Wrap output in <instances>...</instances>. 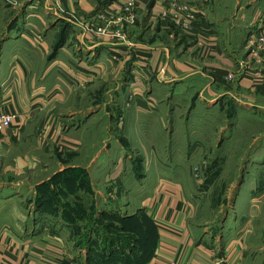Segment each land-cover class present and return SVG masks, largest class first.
Returning a JSON list of instances; mask_svg holds the SVG:
<instances>
[{
	"label": "crops",
	"instance_id": "crops-1",
	"mask_svg": "<svg viewBox=\"0 0 264 264\" xmlns=\"http://www.w3.org/2000/svg\"><path fill=\"white\" fill-rule=\"evenodd\" d=\"M9 1L0 0V113L15 117L0 133V264H167L172 259L255 264L243 260L253 227L250 213L235 216L231 206L215 226L206 202L189 183L161 174L167 165L145 168L139 178V162H129L132 151L121 140L134 139L139 148L142 136L158 139L153 130L139 133V124L150 121L144 112L158 129L175 117L181 100L189 108L186 121L202 105L208 112L231 108L233 118L240 107L264 113V65L258 68L262 81L252 86L247 76L257 67L247 68L244 61L247 37L264 34V0H137L133 19L119 7L123 0ZM102 14L110 31L123 37L94 38L86 32L85 22ZM118 72L124 77L112 101L120 111L119 136L108 127L103 149L86 154L91 156L87 166L61 165L65 148L81 152L98 134L88 127L96 114L92 104L76 108L68 115L71 123H63L59 110L65 97L72 92L71 100L87 101L97 77ZM129 88L150 92L135 93L131 119L121 101V91ZM35 172L41 178L32 182L29 175ZM24 189L35 191L28 196ZM84 194L88 212L78 205ZM104 202L111 204L110 213L104 212L107 206L99 209ZM249 202L256 203L250 197ZM233 204L239 201L234 198ZM76 213L90 216L85 233L82 223L76 226L75 235H84L83 240L71 235L69 219L74 221ZM106 215L122 219L120 235L112 233L110 222L97 235Z\"/></svg>",
	"mask_w": 264,
	"mask_h": 264
},
{
	"label": "rangeland",
	"instance_id": "rangeland-1",
	"mask_svg": "<svg viewBox=\"0 0 264 264\" xmlns=\"http://www.w3.org/2000/svg\"><path fill=\"white\" fill-rule=\"evenodd\" d=\"M6 1L8 2V0ZM9 4L15 5L17 2L15 3L13 0H10ZM244 61L246 62V60ZM99 63L102 69L103 64L102 62ZM254 65L253 67H257L258 69L264 65V62ZM97 76H99L98 73L95 78ZM123 77L124 74L121 75L120 72L117 74H108L107 77H97L95 79V91L88 94L90 98L87 101H81L76 98L71 100L70 94L72 92L68 93L70 96L67 95L65 97L63 110H59L61 113L65 114L63 118L65 122L63 123H65V125L71 123L72 119L68 117V115L73 113L76 108H82L83 111L88 104H92L94 108H96V114L88 127L93 133L97 131L98 134L94 133L96 135H93V140H86L81 152H73L65 148L63 155L59 157V163H62L61 165L65 166L78 163L87 166L91 156H87L86 154L88 152L92 153L91 151L96 152L99 149H103L105 143L104 139L108 137L106 135L108 127H111V134L119 136L117 129L120 111L114 108L112 99L115 97V94H120V92H118V87L122 84L121 80ZM250 77L252 78V76ZM143 81L147 82V80ZM250 81L252 82V80ZM128 82H130L129 78ZM68 84L73 85L75 83L69 82ZM85 89L84 92L87 93L88 89ZM140 89L141 90L138 91L134 90V88H129L127 92L126 90L121 91L122 104L123 106L126 103L128 105V113L125 115H129L128 117L130 119L132 115H134L132 112L133 108H131L133 105L132 101L138 97L135 93L138 91L140 96L150 95V92H147L146 88ZM74 94H77V92H74ZM79 94L81 95L82 93ZM92 95L94 96L92 97ZM93 98L95 101H92ZM184 103L185 102L181 100V105L177 109L175 117L166 120L163 125L160 124L158 129L156 127V120L149 114L146 117V112H144V120L150 119V121L149 123L143 122V124H139V133L141 134L143 131L147 132L153 130L158 139L152 141L148 140L147 136H142L144 139H139L138 148V146L134 145L136 144L134 139L125 140L122 137L121 143L124 144L127 150L129 149L132 151L131 153L133 156L129 158V162H139V178L145 173V168L150 167L152 170H155L157 166L156 163L160 166H162V164L167 165L166 169L169 171L167 170L166 173L161 172V174L168 175L175 183H189L197 192V196L206 202V204H204V207L207 209L206 214L208 216L210 214L213 215V224L215 226L220 223L223 213L232 208L231 206L234 207L233 215L235 216L239 213H246L247 215L250 213V216L253 217L251 220L253 227L249 239L245 243L248 247H246V251L244 250L243 260H251L254 261L255 264H264V113L263 111L256 110L255 112L257 113L254 115V110L250 111L240 107V109L237 110L240 114L239 117L233 118V109L231 108L229 110L227 109L226 112L220 110V108H211L213 112H208L209 110L201 104L203 107L201 106L197 110L192 109L194 111V116L191 117V121L190 116L186 121L184 119H186L185 116L189 108H187ZM108 105H110L111 109ZM229 113H231V115ZM140 122L139 116V123ZM96 126L97 129H94ZM129 127H132V125L130 124ZM125 133L127 137H130L129 129H127L124 134ZM147 134H149V132H147ZM88 137L90 136L88 135ZM152 142H155L153 149H151ZM117 144H119L118 141L115 145ZM131 146L133 147L131 148ZM73 153L74 155H72ZM114 159L115 157L112 156L110 163ZM41 163H43V161ZM130 174L132 175L133 173L131 172ZM151 174L156 175V172ZM29 176L32 182L41 178L39 172H35ZM239 176L242 180L241 186L238 187ZM71 181L73 182V180ZM25 190L26 192L24 195L28 196L31 195L32 190L35 191L34 189H24V191ZM99 190L102 193L107 192L106 188H100ZM41 191L37 190L36 193L39 194ZM84 195V197L81 195V204L78 205L87 211V208L91 206V204L87 202V195ZM64 196H70L68 199L74 200L70 192H66ZM249 197L255 200L256 203L253 205H251L250 202L248 203ZM234 198L239 201V204H233ZM106 202H104V204L100 203L99 209H102L104 206H107L109 209L111 204ZM64 206L68 207V205ZM73 206L74 208L78 207L77 204ZM252 209L254 211L250 212ZM68 210L75 213V209H71V206H69ZM104 212L110 213L111 209L105 210ZM89 217L90 216H87V214L78 215L76 213L74 221L69 219L70 222L74 223L72 226L74 229L73 231L71 230V235H73L74 238H77L75 234L78 232L76 227L78 223L83 224V233H85V230L91 225ZM105 217L109 218H106V220L102 218V222H100L99 228L96 231L97 235H101L104 233L103 231L110 228L108 226L109 224L106 222L112 223L111 228L114 235H120L118 228L122 225V219L113 218V215H106ZM147 226L146 224L143 227L147 230ZM78 238L83 240L85 236L81 235ZM251 261L247 262L249 263Z\"/></svg>",
	"mask_w": 264,
	"mask_h": 264
},
{
	"label": "built area",
	"instance_id": "built-area-1",
	"mask_svg": "<svg viewBox=\"0 0 264 264\" xmlns=\"http://www.w3.org/2000/svg\"><path fill=\"white\" fill-rule=\"evenodd\" d=\"M137 0H123V3L119 6L121 8V10L126 12V16L128 19H133V15H132V9L136 6ZM174 6L175 3H172ZM179 9H187V5L183 4L182 6H176ZM104 14H102L99 17H96V19L91 20L90 22H85V30L86 32H88L90 34V36L94 37V38H99V37H104L107 35H112L113 37H123V35H121L122 33L118 30L116 31H110V29L108 28V26L111 23H108L104 20V18L102 17ZM97 21V22H96ZM116 22L121 23V19L117 20ZM115 22V23H116ZM117 29V28H116ZM118 29L119 26H118ZM116 34V35H115ZM245 45L247 47V51H248V59L246 60V64H247V68L248 65L250 66V68H252V64L254 65V63H262L264 62V34L263 33H254V34H250L248 36V38L246 39ZM255 71H253V74H248V75H252V78L250 76H247V78L251 79V85L255 86L257 83L262 81V76L259 73L258 69H253ZM249 69H247L246 72H248ZM244 72V75H246ZM15 115L12 112H3L0 113V133L5 130L6 128L10 127L13 119H14ZM220 261L217 260H213L210 263L207 264H219ZM167 264H180L176 259H172L169 260L167 262Z\"/></svg>",
	"mask_w": 264,
	"mask_h": 264
},
{
	"label": "trees",
	"instance_id": "trees-1",
	"mask_svg": "<svg viewBox=\"0 0 264 264\" xmlns=\"http://www.w3.org/2000/svg\"><path fill=\"white\" fill-rule=\"evenodd\" d=\"M124 228H125V227H124ZM114 238H116V237H115V236H113V239H114ZM118 238H120V237H118Z\"/></svg>",
	"mask_w": 264,
	"mask_h": 264
}]
</instances>
